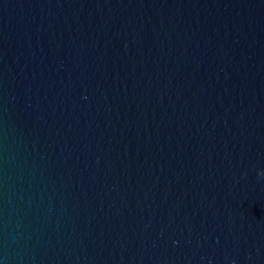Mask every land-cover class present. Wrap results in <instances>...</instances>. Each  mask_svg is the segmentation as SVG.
<instances>
[{"label": "water", "instance_id": "water-1", "mask_svg": "<svg viewBox=\"0 0 264 264\" xmlns=\"http://www.w3.org/2000/svg\"><path fill=\"white\" fill-rule=\"evenodd\" d=\"M264 0H0V264H264Z\"/></svg>", "mask_w": 264, "mask_h": 264}, {"label": "clouds", "instance_id": "clouds-1", "mask_svg": "<svg viewBox=\"0 0 264 264\" xmlns=\"http://www.w3.org/2000/svg\"><path fill=\"white\" fill-rule=\"evenodd\" d=\"M262 175H264V173H262Z\"/></svg>", "mask_w": 264, "mask_h": 264}]
</instances>
